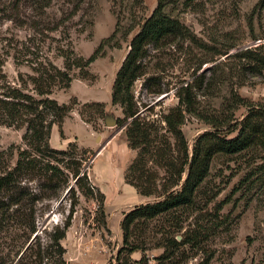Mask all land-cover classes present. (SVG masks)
<instances>
[{
  "label": "rangeland",
  "instance_id": "374dc122",
  "mask_svg": "<svg viewBox=\"0 0 264 264\" xmlns=\"http://www.w3.org/2000/svg\"><path fill=\"white\" fill-rule=\"evenodd\" d=\"M161 1L166 12L185 24L195 37L150 47L146 74L132 87L142 109L146 104L159 102L146 114L159 118L178 104L177 88L184 81L195 79L204 81L197 90V106L207 118L220 116L225 106H230L233 91L249 99L264 100V76L252 70L238 72V59L227 57L243 47L264 42V0ZM158 2L0 0V96L6 85L12 84L38 97L31 80L38 69L50 62L63 68V54L68 51L73 52L69 54L74 58H89L97 51L94 61L71 71L70 87L56 86L50 94L59 102L77 101L63 123L64 136L57 124L53 126L51 145L63 150L73 142L76 155L83 156L90 182L106 196L105 221L99 208L100 197L86 195L74 178L60 189L59 196L37 202V232L41 233L47 226L48 231L57 224L62 226L73 208L72 198H77L72 223L62 240L68 264H116L123 242L124 214L137 204L152 200L125 179L137 151L128 145L127 122H118L125 115L122 106L113 103L112 93L133 36ZM231 44L236 46L230 48ZM92 101L105 102L106 113L88 122L80 111L84 103ZM238 108L234 117L240 120L246 108ZM113 119L116 124H108ZM210 128L212 125L205 118L188 113L183 129L190 147L199 134ZM24 132V127L0 120V151L15 145L13 165L18 149L25 146ZM258 156L256 151L218 152L212 158L204 215L206 223L215 225L206 243L213 253L210 264H264V169L263 159ZM3 224L0 261L6 258L8 264L20 248L28 247L29 235L35 232L20 229L13 221ZM163 250L158 247L147 251L153 264L157 263L154 256ZM141 256V251L133 253V258ZM201 258L202 253H198L183 264H198Z\"/></svg>",
  "mask_w": 264,
  "mask_h": 264
},
{
  "label": "trees",
  "instance_id": "16d2710c",
  "mask_svg": "<svg viewBox=\"0 0 264 264\" xmlns=\"http://www.w3.org/2000/svg\"><path fill=\"white\" fill-rule=\"evenodd\" d=\"M193 37L189 28L168 14L159 0L133 36L117 72L112 101L122 106L125 116L118 122H127L128 145L137 151L127 167L125 179L140 194L152 197V200L137 204L124 214L121 222L123 242L116 264H153L147 251L158 247L164 250L154 256L156 264H183L198 253H202L198 264H210L213 253L208 251L206 243L215 225L206 223L204 215L208 199L207 176L213 156L218 152L256 151L263 159L261 166L264 169L263 99H249L233 91L230 106H225L220 116L207 118L197 106V90L202 88L204 81L195 79L184 81L177 88L178 104L162 112L159 118L146 114L158 101L146 104L147 107L142 109L135 100L132 87L146 74L150 47ZM234 46L236 44L229 47ZM69 53L73 52L63 54V68L50 62L31 76L38 97L12 84H7V89L1 93L0 120L10 126L25 128V146L18 149L14 165L15 145L0 151V226L8 220L20 229L36 232L37 202L59 196L60 189L69 185L72 178L86 195L100 197L99 208L105 221V193L90 182L83 156L76 155L74 143L69 142L68 148L63 150L50 143L55 124L64 136L63 123L77 102L76 99L69 103L59 102L50 94L56 86L70 87L71 71L75 67L84 68L97 56V51L89 58H74ZM227 57L238 59V72L245 74L252 70L264 76V42L243 47ZM241 106L246 112L239 120L234 117V111ZM80 113L88 122L95 120L96 116L102 118L106 113L105 102H86ZM188 113L205 118L212 125L198 135L192 147L183 129ZM57 153L63 156L58 158ZM76 185L71 191H75ZM77 202V198H72L73 208L62 226L57 224L52 231L45 227L27 248L25 245L20 248L16 258L8 264H68L62 240L72 223ZM43 233L47 235L43 236ZM136 251L142 252L140 258H133ZM5 259L2 258L0 264H5Z\"/></svg>",
  "mask_w": 264,
  "mask_h": 264
},
{
  "label": "water",
  "instance_id": "95a60500",
  "mask_svg": "<svg viewBox=\"0 0 264 264\" xmlns=\"http://www.w3.org/2000/svg\"><path fill=\"white\" fill-rule=\"evenodd\" d=\"M108 124H116V121L113 119L112 121H108ZM38 234V232L36 231L35 233H34V235L32 236V238H31V240H30V242L28 243V245L27 246H29V244L33 241V239L36 237V235ZM179 238H181V236H178Z\"/></svg>",
  "mask_w": 264,
  "mask_h": 264
}]
</instances>
